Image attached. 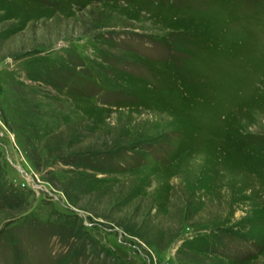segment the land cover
<instances>
[{
	"label": "rangeland",
	"instance_id": "1",
	"mask_svg": "<svg viewBox=\"0 0 264 264\" xmlns=\"http://www.w3.org/2000/svg\"><path fill=\"white\" fill-rule=\"evenodd\" d=\"M0 264H264V0H0Z\"/></svg>",
	"mask_w": 264,
	"mask_h": 264
},
{
	"label": "trees",
	"instance_id": "2",
	"mask_svg": "<svg viewBox=\"0 0 264 264\" xmlns=\"http://www.w3.org/2000/svg\"><path fill=\"white\" fill-rule=\"evenodd\" d=\"M120 225H121V226L123 225V227H125L124 224H122V223H120Z\"/></svg>",
	"mask_w": 264,
	"mask_h": 264
}]
</instances>
